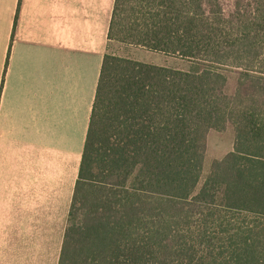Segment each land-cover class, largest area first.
Segmentation results:
<instances>
[{
  "label": "trees",
  "instance_id": "trees-1",
  "mask_svg": "<svg viewBox=\"0 0 264 264\" xmlns=\"http://www.w3.org/2000/svg\"><path fill=\"white\" fill-rule=\"evenodd\" d=\"M107 39L189 69L104 54L57 264H264V0H114Z\"/></svg>",
  "mask_w": 264,
  "mask_h": 264
},
{
  "label": "crops",
  "instance_id": "crops-1",
  "mask_svg": "<svg viewBox=\"0 0 264 264\" xmlns=\"http://www.w3.org/2000/svg\"><path fill=\"white\" fill-rule=\"evenodd\" d=\"M113 3L0 0V264L60 251Z\"/></svg>",
  "mask_w": 264,
  "mask_h": 264
},
{
  "label": "rangeland",
  "instance_id": "rangeland-1",
  "mask_svg": "<svg viewBox=\"0 0 264 264\" xmlns=\"http://www.w3.org/2000/svg\"><path fill=\"white\" fill-rule=\"evenodd\" d=\"M108 53L154 65L168 66L182 70L189 69V63L177 57L167 56L162 53L148 51L141 47L124 45L117 42L110 43ZM226 75L228 78L226 93L231 94L235 87L236 74L227 72ZM233 143L234 131L231 126H227L222 131L210 130L208 132L204 161L197 189L206 177L212 161L219 160L229 153L232 150ZM49 246L52 245L47 243H34V264H57L59 251L48 250Z\"/></svg>",
  "mask_w": 264,
  "mask_h": 264
}]
</instances>
